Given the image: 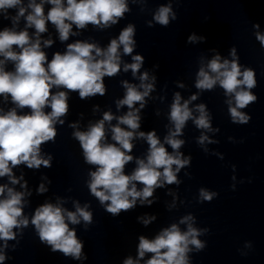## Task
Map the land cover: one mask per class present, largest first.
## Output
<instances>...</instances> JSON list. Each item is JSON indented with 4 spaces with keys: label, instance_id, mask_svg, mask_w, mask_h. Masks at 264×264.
I'll list each match as a JSON object with an SVG mask.
<instances>
[{
    "label": "clouds",
    "instance_id": "clouds-1",
    "mask_svg": "<svg viewBox=\"0 0 264 264\" xmlns=\"http://www.w3.org/2000/svg\"><path fill=\"white\" fill-rule=\"evenodd\" d=\"M52 7L47 15L44 13V4ZM8 9H17L11 19L13 24L19 22L21 17L26 20L24 30L15 31L5 27L0 31V95L5 99L10 95L13 103L19 108H29L28 114L18 115L16 108H12L4 114H0V177L8 176L13 184L18 180L12 174V168L25 163L28 168H39L41 165L51 167L50 158L43 159L40 156L42 143L54 140L56 136L55 123L68 112V92L58 91L53 93V87H63L68 91L79 93L81 99L104 95L105 87L103 78L112 77L120 71V46H123L124 54H131L135 41L134 27L129 25L119 35L118 39L111 40L107 49H101L96 44L77 41L67 45L63 54L57 52L51 61L41 49L40 34L47 31L46 24L55 25L61 41H66L72 33V26L83 29L88 24L105 25L115 24L118 18L123 17L128 11L126 0H29L27 6L23 0H0V11L7 18ZM31 9V11H29ZM170 6H161L154 16L156 22L162 26L169 23ZM27 13V15H26ZM175 19V14H172ZM35 28L33 41L27 29ZM256 27H259L256 25ZM195 36H189L193 41ZM257 40L264 45V35L257 33ZM52 40H45L44 45L50 46ZM20 51H14L13 46ZM235 56V49L232 50ZM134 63L125 64L124 70L131 69L133 75L140 69L143 57H132ZM6 61L15 62V71H5ZM255 74L251 69L241 66L237 59L223 60L216 55L207 65V70L201 68L198 72L196 87L202 90H212L219 83L224 89L225 95H233L235 106L229 107L233 123H248L249 117L239 109H243L254 102L257 97L250 91L256 86ZM148 79L147 72L140 76L141 92L136 86L124 82L127 89L125 97L118 102V107L127 105L130 111L126 115L117 118L118 124L111 129L112 140L116 143L105 142V121H111L114 117L106 112L103 119L91 125L86 132L76 131L75 137L79 140L83 149L85 161L96 165V171L91 172L89 188L91 193L99 199L101 204H107L106 211L118 215L121 211H129L136 205L137 199L141 203L147 201L153 195L157 187H161V179L167 184L176 183V172L188 163L179 158V154H170L162 144L154 131L139 132L141 138H145L149 144V152L145 160H137L138 167L131 175L124 173L125 165L133 160L127 153L132 151V139L140 127L139 109H134L137 102L143 107L144 98L152 90V84H145ZM154 79V78H153ZM180 95L176 94L171 106L170 120L174 123L175 131L165 137V143L177 150L183 144L182 140L175 139L181 134L192 112L188 107L189 101L180 103ZM192 100L196 96L191 97ZM50 112H45V108ZM200 115L194 123L198 128L211 129L205 105L197 106ZM63 123V121H60ZM123 124L129 130L121 128ZM201 136L200 142L206 140ZM173 165L176 169L173 170ZM162 169V171H161ZM144 187L137 190L136 184ZM7 195L5 196V190ZM44 191L43 185L40 188ZM216 193L200 190V196L205 201H211ZM0 240L5 242L15 238L14 228L21 225L27 226L28 219H21L23 215V193L16 192L7 185H0ZM80 218L91 223L92 214L84 208L76 207L75 212L46 203L38 207L32 217L31 223L35 226L39 238L51 246L53 252L60 251L65 256L76 259L81 257L83 244L76 237L74 229L69 228L66 219L71 224L80 223ZM154 219V217H153ZM192 219L185 216L180 223H186ZM149 221L145 220L147 224ZM200 230L194 228L191 223L187 225V231L182 232L178 225L173 224L164 229L154 240H148L144 236L139 238L138 255L143 258L145 253L154 255L146 261V264H188L187 253L191 251L189 245L197 250L203 249L204 244L197 237ZM6 247V244H5ZM5 255L0 252V262L5 260ZM124 264H134L129 258ZM138 264V261L136 262Z\"/></svg>",
    "mask_w": 264,
    "mask_h": 264
}]
</instances>
